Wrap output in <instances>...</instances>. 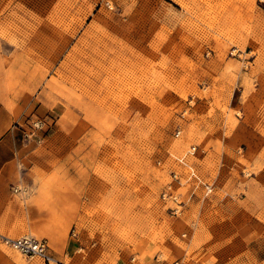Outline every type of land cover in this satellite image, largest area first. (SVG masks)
<instances>
[{"label":"rangeland","instance_id":"rangeland-1","mask_svg":"<svg viewBox=\"0 0 264 264\" xmlns=\"http://www.w3.org/2000/svg\"><path fill=\"white\" fill-rule=\"evenodd\" d=\"M0 92V264H264V0H0Z\"/></svg>","mask_w":264,"mask_h":264},{"label":"built area","instance_id":"built-area-1","mask_svg":"<svg viewBox=\"0 0 264 264\" xmlns=\"http://www.w3.org/2000/svg\"><path fill=\"white\" fill-rule=\"evenodd\" d=\"M46 125L47 124L45 121L37 119L32 121L28 127L17 122L15 123L14 128L17 130H22L24 138H27L28 141H32L38 145H41L44 141V134L47 131ZM177 134L180 135V131H178ZM190 177L196 179L198 183H202L192 169L190 172ZM174 178H177L176 174L174 175ZM206 191L209 194L213 191V188L208 185L206 187ZM6 244L26 257H37L41 259L44 264H61L50 254L49 246L46 240H39L33 237H23L20 239H7ZM66 256H68V254H66Z\"/></svg>","mask_w":264,"mask_h":264},{"label":"crops","instance_id":"crops-1","mask_svg":"<svg viewBox=\"0 0 264 264\" xmlns=\"http://www.w3.org/2000/svg\"><path fill=\"white\" fill-rule=\"evenodd\" d=\"M9 105L0 92V175L7 180L14 173L15 160L19 157V146L14 125L19 117V101L9 97ZM7 103V104H8ZM5 182V181H3Z\"/></svg>","mask_w":264,"mask_h":264}]
</instances>
